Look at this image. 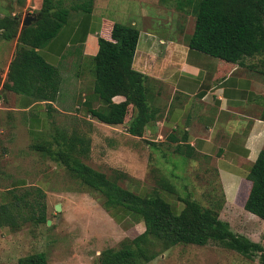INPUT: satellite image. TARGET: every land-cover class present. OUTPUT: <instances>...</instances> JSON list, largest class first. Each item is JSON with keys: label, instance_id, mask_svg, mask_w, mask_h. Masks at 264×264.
<instances>
[{"label": "trees", "instance_id": "1", "mask_svg": "<svg viewBox=\"0 0 264 264\" xmlns=\"http://www.w3.org/2000/svg\"><path fill=\"white\" fill-rule=\"evenodd\" d=\"M91 6L92 0H74L69 6H64L62 0H41L39 9L33 13L35 20L22 28L21 15L2 17L0 38L4 41L15 38L16 44L1 89L37 102H54L59 94V70L46 63L37 50L57 35L69 14H88ZM190 8L193 28L185 42L187 48L238 65L246 58L264 55V0H191ZM137 39L138 31L133 26L104 23L96 35V52L91 58V94L100 107L91 108L84 101L88 104L84 109L91 119L101 124L111 127L127 124L126 132L141 138L145 126L152 122L153 113L145 96L146 77L131 67ZM116 96L123 101L112 102ZM128 109L130 114L125 121ZM164 142L168 146L176 144L171 152L182 154L183 145L177 144L179 141L174 135L169 134ZM31 149L62 165L83 191L96 196L116 223L124 220L142 223L143 231L137 236L122 239L117 248L101 250L96 264L147 263L156 256V246L166 250L178 244L201 247L209 243L245 258L257 255L259 263L264 264V249L230 231L228 224L218 219L215 210L204 208L187 197H177L178 210H173L163 194L174 196L175 189L162 175L157 177V188L149 193L139 194L123 188L117 184V176L107 177L82 162L81 157H86L88 152V140L74 132L67 135L64 131H53L50 141L33 144ZM186 149L185 156L191 157L190 147ZM245 181L235 200H241L245 212L264 222V147ZM36 191L42 197V193ZM6 194L8 197L0 203V227H15L17 218L32 220V214L27 218L20 210H33L25 200L29 191L15 195L9 189ZM35 207L39 209L43 205ZM114 212L120 213V217ZM42 215L41 211L38 222L44 221ZM16 264L47 263L44 253L37 252L18 258Z\"/></svg>", "mask_w": 264, "mask_h": 264}, {"label": "rangeland", "instance_id": "2", "mask_svg": "<svg viewBox=\"0 0 264 264\" xmlns=\"http://www.w3.org/2000/svg\"><path fill=\"white\" fill-rule=\"evenodd\" d=\"M73 2L74 0H65L64 6ZM175 3L176 0H92L91 12L99 18L120 25L133 22L140 34L149 31L157 42L158 39L168 40L177 36L175 12L170 11ZM157 12L162 13L156 16ZM143 14L147 15L146 20L143 19ZM186 24L187 22L184 27L187 31ZM190 25L191 23L188 26ZM85 49L86 53L79 50L71 57L61 60L57 67L60 85L55 105L64 114L60 112L58 117H51V130L48 129L39 138L24 136L21 146H5L11 152L0 164L11 165L10 158L14 157L15 149H22L24 153L25 180L28 185L12 189V193L20 195L24 190L29 191L25 200L32 205L33 210H20L27 214V218L30 214L33 218H17L15 227H0V264H16L18 258L37 252L44 253L47 264H96V257L101 250L117 248L122 239H131L143 231L142 223L134 224L128 220L116 223L110 213L100 206L96 196L83 191L78 181L62 165L31 149L33 144L50 141L53 131H64L67 135L74 132L78 136L94 131L97 137L92 139L80 136L83 140H88L87 155L81 157L84 164L107 177L117 176L118 185L139 194L156 189L157 177L162 175L175 189L174 196L163 194L172 204L173 210H178L179 203L176 199L190 198L204 208L215 210L218 219L226 222L234 234L243 236L264 249V222L245 212L241 208V200H235V197L233 200L224 199L215 171L210 166L199 168V165L197 167V164H192L189 160L185 162L179 155L171 152L172 146L163 141L152 142L148 137L128 135L127 124L121 125L122 128H114L94 121L101 128L92 129L88 126L89 123L83 119L82 114V110L88 105L84 101L91 108L100 107L99 102L93 99L90 89L93 81L91 58L95 50V36L87 40ZM1 79L0 75V82ZM79 79L81 84L77 83ZM2 92L0 88V96ZM129 114L128 109L125 121ZM53 128L58 130H52ZM153 144L157 145L154 147ZM2 148L4 145L0 143V150ZM36 190L42 193V197L38 196ZM6 196L8 197L5 191L4 196H0V203ZM38 205H43V208H36ZM55 206L58 211H55ZM41 211L44 221L38 222L37 217ZM113 214L120 217L118 212ZM155 252L156 256L151 261L140 264H260L257 255L245 258L210 243L201 247L178 244L166 250L156 246Z\"/></svg>", "mask_w": 264, "mask_h": 264}, {"label": "crops", "instance_id": "3", "mask_svg": "<svg viewBox=\"0 0 264 264\" xmlns=\"http://www.w3.org/2000/svg\"><path fill=\"white\" fill-rule=\"evenodd\" d=\"M62 1L64 3L65 0ZM190 1L176 0L177 3L170 7L177 22L175 38L155 42L149 31L138 32L131 67L146 77L145 96L153 113L152 122L145 126L142 137H148L152 142H164L169 134L174 135L179 141L177 144L183 145L180 157L185 162L189 160L197 167L199 165V168L210 166L215 171L224 199L233 200L238 189L245 186V176L264 147V55L246 58L238 65L187 48L185 42L193 28ZM40 2L0 0V19L15 15H21V21L25 16L36 18L33 13L39 9ZM146 17L143 14V19ZM186 22L187 31L184 27ZM104 23L111 24L113 21L95 16L91 10L88 14H69L57 35L37 53L46 63L58 67L61 60L79 50L86 53L87 40L91 36L96 39ZM126 25L134 27L133 22ZM15 44V38L11 41L0 38V59H3L0 60V88ZM81 82V79L77 80L78 84ZM56 100L52 103L37 102L23 95L2 92L0 143L4 148L0 150V162L5 161L6 155L11 152L5 146H21L24 136L39 138L48 129L51 130V117H58L60 112L64 114L57 109ZM121 101L123 98L120 96L112 98L114 103ZM47 104H50L49 109ZM82 114L88 126L101 128L95 123L97 121L89 118L85 109ZM116 127L122 128L121 125ZM80 136L89 139L97 137L94 131ZM175 145L171 144L172 148ZM186 146L192 151L191 157L185 156ZM14 152V157L10 158L11 165L0 164V196H4L9 189L28 185L24 153L22 149H15Z\"/></svg>", "mask_w": 264, "mask_h": 264}, {"label": "water", "instance_id": "4", "mask_svg": "<svg viewBox=\"0 0 264 264\" xmlns=\"http://www.w3.org/2000/svg\"><path fill=\"white\" fill-rule=\"evenodd\" d=\"M35 20V17L31 16H25L24 19L21 21L20 25L21 27H26L29 25L30 22H33ZM55 211H58V207L55 206Z\"/></svg>", "mask_w": 264, "mask_h": 264}]
</instances>
